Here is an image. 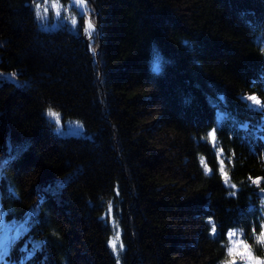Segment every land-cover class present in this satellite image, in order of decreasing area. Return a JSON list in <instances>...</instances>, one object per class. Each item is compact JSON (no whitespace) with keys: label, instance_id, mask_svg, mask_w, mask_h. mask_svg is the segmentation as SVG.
<instances>
[{"label":"trees","instance_id":"obj_1","mask_svg":"<svg viewBox=\"0 0 264 264\" xmlns=\"http://www.w3.org/2000/svg\"><path fill=\"white\" fill-rule=\"evenodd\" d=\"M37 1L0 0V264L264 262V0H88L89 44Z\"/></svg>","mask_w":264,"mask_h":264},{"label":"rangeland","instance_id":"obj_2","mask_svg":"<svg viewBox=\"0 0 264 264\" xmlns=\"http://www.w3.org/2000/svg\"><path fill=\"white\" fill-rule=\"evenodd\" d=\"M88 8L86 6H79L76 1L73 0H38L36 5H34L37 15L41 18V22L43 27H46L47 25L50 28H56L57 25L60 22V16L64 15V20L61 22V26L66 25L65 20L67 19L68 23H71L72 17L78 19L77 14L79 13L81 20H82V27L81 32H83L80 35H83L84 41L88 44L90 42L91 37L96 34L94 32V21L92 19L93 15L89 11V1L87 0ZM73 6H76L77 8L72 9ZM63 12H68L67 14H64ZM78 22H74L73 26H75ZM91 23L92 27L89 28V24ZM59 24V25H60ZM87 34V36H86ZM88 34H91L89 36ZM114 241H118L115 237L113 238ZM245 264V261H244Z\"/></svg>","mask_w":264,"mask_h":264},{"label":"snow or ice","instance_id":"obj_3","mask_svg":"<svg viewBox=\"0 0 264 264\" xmlns=\"http://www.w3.org/2000/svg\"><path fill=\"white\" fill-rule=\"evenodd\" d=\"M80 3H83L84 0H79ZM91 23L89 24V28H91ZM253 99H255L253 97ZM49 113L53 116H56L57 114L52 112L51 109H49ZM214 138V134H213ZM235 233H230L229 236H234ZM246 235V234H242ZM257 243H264V231H261L260 234L256 237ZM110 245L115 249L116 242L110 241ZM228 253L230 256L233 257V259L226 262V264H236L235 256H239L242 260L245 261V264H250V262L253 260V257L251 256L250 246L245 243L243 239H235L232 241V246L228 248ZM257 264H264V262H257Z\"/></svg>","mask_w":264,"mask_h":264},{"label":"water","instance_id":"obj_4","mask_svg":"<svg viewBox=\"0 0 264 264\" xmlns=\"http://www.w3.org/2000/svg\"><path fill=\"white\" fill-rule=\"evenodd\" d=\"M73 1H76V3H77L79 6H81V7L86 6V7L88 8L87 0H84L83 3H80L79 0H73Z\"/></svg>","mask_w":264,"mask_h":264}]
</instances>
